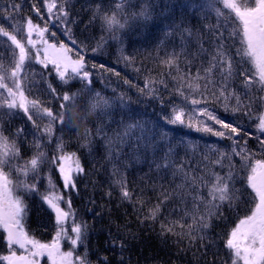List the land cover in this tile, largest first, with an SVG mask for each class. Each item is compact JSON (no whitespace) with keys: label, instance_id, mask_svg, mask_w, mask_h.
I'll list each match as a JSON object with an SVG mask.
<instances>
[{"label":"trees","instance_id":"16d2710c","mask_svg":"<svg viewBox=\"0 0 264 264\" xmlns=\"http://www.w3.org/2000/svg\"><path fill=\"white\" fill-rule=\"evenodd\" d=\"M55 2L59 4L61 0ZM211 2L70 0L68 20L62 27L51 28L56 32L54 42L57 45L63 42L72 49L69 55L73 59L78 58L77 53L83 56L86 70L92 74L88 87L93 93H100L101 104L94 115L71 128L57 123L52 137L40 140L43 145L40 151L47 152L49 157L57 153V144L62 141L64 151L75 152L85 169L77 177L76 190L63 189L55 168L51 169V175L57 190L66 199L71 198L77 222L84 221L88 225L87 239L77 246L75 254H86L90 264H231L232 254L226 247L227 234L251 207L247 203L251 189L246 187V182H240V177L245 174H238L235 191L229 192L235 210H230L228 201H225L221 212L226 219L208 216L209 212L216 211L208 203L211 200L208 190L214 183L213 173L225 175L229 163L228 158L222 160L224 167L215 163L219 153L213 149L230 153L229 142L184 125L165 123L160 114H167L168 108L151 94V89H156L158 96L177 105L182 104L181 98L175 95L180 84H183L185 94L192 98L200 99L201 93L209 98L213 92L218 95L223 81L221 72L212 61L219 53L226 52V56L219 58L225 61L231 58L228 92L240 95L245 104L251 99L254 112L264 110L260 103L264 91L256 84L245 88L242 83L247 78L245 73H252L254 69L243 54L240 36L231 35L239 31L238 24L217 17L209 6ZM14 4L19 7L13 8ZM34 9L39 12L36 14ZM106 16H115L123 27L109 26ZM28 18L44 26L49 19L45 0H0V27L14 33L12 25L23 28ZM64 28L71 29L70 38ZM221 33L223 39H218ZM7 43V38L0 36V53L5 56L3 62L6 66ZM169 59L175 63L164 62ZM228 67V63H224L225 71ZM209 68L211 72L207 71ZM27 74L29 99L40 101L54 114L60 111L59 97L85 87L84 82L75 78L65 84L51 65L44 69L32 63ZM180 77L185 79L181 81ZM161 80L165 83L161 84ZM148 81L151 83H146ZM140 89L146 91L142 93ZM103 100L108 101L107 106ZM225 103L231 110L236 106V100L221 101L215 107L217 115L230 123L240 114L226 113L223 110ZM34 119L40 132L49 123L47 118ZM187 119L186 116V122ZM203 119L194 117L192 123L198 125ZM4 121L5 135L18 127L27 133V142H20L23 159L18 163L22 165L34 154L29 144L39 137L40 132L35 137L32 135L33 126L23 114L11 117L10 122L5 116ZM252 123L247 121L245 127L247 131L255 132L253 127H248ZM137 124L139 127H132ZM213 127L220 129L219 125L213 124ZM161 133H166L163 139ZM169 148L171 152L165 160L163 157ZM248 148L256 153V158H262L260 145L255 139L248 140ZM231 159L238 168L240 157ZM158 164H167L168 167L157 168ZM48 175L49 167L42 166L41 192L47 188ZM12 178L15 181V176ZM121 181L132 194L130 200L121 195ZM165 192L170 199L164 200ZM196 196L203 199L194 200ZM25 199L29 205L26 226L30 234L42 241H50L55 234L54 214L42 204L39 196L28 194ZM158 203L161 208L157 218L148 219ZM201 217L209 220L211 226L202 230ZM162 224L165 228L172 227L173 232L162 231ZM68 226L70 228L71 221ZM4 235L0 229V254H7ZM62 248L70 250L71 246L68 241H63Z\"/></svg>","mask_w":264,"mask_h":264},{"label":"snow or ice","instance_id":"6c2138e0","mask_svg":"<svg viewBox=\"0 0 264 264\" xmlns=\"http://www.w3.org/2000/svg\"><path fill=\"white\" fill-rule=\"evenodd\" d=\"M69 3L70 0H61L59 4L55 0H51V2L45 0L49 19L44 22L43 27L34 23L31 18L26 19L23 28H16L15 25H12L14 33L0 27V36L7 38L9 42L5 45L8 52L7 66L3 62L5 56L0 53V229L5 234L3 239L7 245V254H0V264H42V261L44 264H90L86 254H75L77 246L83 244L87 239L88 225L84 221L77 222L71 198L66 199L65 195L57 190V185L53 182L51 175V169L55 168L62 180L63 189L76 190L77 177L84 173L85 169L75 152L64 151L65 145L62 141L57 144V153L51 157L47 152L40 151L43 146L40 140L44 137L49 139L52 137L55 124L70 128L76 126L65 115L70 106H79L80 108L82 106L81 109L85 113L84 118L87 119L86 113L89 110L95 111L101 104L100 93H93V90L88 87L91 84L92 74L86 70L83 56L77 53L78 58L73 59L69 55L72 49L63 42H59V45L54 42L56 32L51 31V28L53 26L62 27L68 20L67 5ZM209 6L215 11L217 17H224L226 21L231 20L238 24L239 31L231 35L240 36L239 42L243 45V54L251 61L254 69L252 73H245L247 78L242 83L245 88H251L253 84H256L261 91H264V0H212ZM18 7L13 5V8ZM54 9H56L55 12ZM36 11L39 12V9ZM105 20L109 26L123 27L115 16H106ZM63 30L69 34L70 38L71 29L64 28ZM218 39H223L222 33L219 34ZM73 43L75 42L73 41ZM93 51L95 52L96 49ZM226 55V52L219 53L218 57L212 61L217 71L221 72L223 81L218 95L213 92L209 98L201 93L200 99L192 98L185 94L183 84H180L175 89V95L181 98L182 104L177 105L168 103L162 96H158L156 89H151V94L161 105L168 108L167 114L163 112L160 114V119L165 123L173 126L184 125L196 132L206 133L229 142L230 153L219 148L213 149L219 153V158L215 163L224 167L222 163L224 158H228L229 163L227 165L228 172L225 175L213 173L214 183L208 190V195L211 197L208 203L216 211L215 213L209 212L208 216L226 219L221 212L225 201H228L230 210H235L229 192L235 191L238 174L243 172L245 175L240 177V182H246V187L251 189V198L247 201L251 207L247 209L245 215L238 219L235 227L227 234L226 247L232 254L231 264H264V110L254 112L251 99L245 104L240 95L234 91L228 92L227 78L231 75V58L227 61L219 58ZM125 59L129 60L130 58L125 57ZM164 62L169 65L175 63L172 59ZM32 63L41 65L44 69L51 65L59 79L65 84L75 78L84 82L85 87L71 94L65 92L62 97H59L61 100L60 111L54 114L51 108L43 107L40 101L29 99L30 90L26 86L27 68ZM224 63L229 65L226 71L223 68ZM211 70L209 68L207 71L211 72ZM107 71L119 75L113 69ZM184 79V77H180L181 81ZM125 82L128 83V81ZM146 83H151V81ZM160 83L164 84L165 82L161 80ZM51 90L55 91V89ZM140 91L144 93L146 89H140ZM232 98L236 100V106L229 110L225 103L223 110L226 113L230 111L234 116L237 113L240 115L233 122L226 123L217 115L215 107L221 101ZM102 103L107 106L108 101L103 100ZM260 103L264 105V97L260 98ZM20 114H23L27 121L31 122L34 137L37 132H40L34 117L47 118L49 121L40 132L39 137L30 142L29 146L34 150V154L22 165L18 163L23 159L20 142L21 140L27 142V133L24 128L18 127L14 132L9 131V134L5 135L7 129L4 127L5 116L9 118L8 122H10L11 117ZM194 117L197 120L199 117L204 119L196 125L192 123ZM247 121L253 122L248 127H253L255 132L246 130ZM213 124L219 125L220 129H215ZM132 127H139V125H132ZM256 133H260V135ZM164 135L166 133L160 134L161 139ZM249 139H255L259 143L262 158H256V153L251 152L248 148ZM170 152L171 148L168 153H165L163 159L166 160ZM233 156L240 157L238 168L232 162L231 157ZM42 166L49 167L48 185L43 192L40 191L41 185L39 184ZM167 167V164L157 165V168ZM13 176H15V181ZM120 188L122 197L130 200L132 194L123 181L120 182ZM28 194L39 196L42 204H45L54 214L55 234L48 242L30 234L26 226L29 205L26 203L25 197ZM168 199L170 197L165 192L164 200ZM193 199L202 200L203 198L196 196ZM161 203L154 206L148 219L155 220L157 218ZM69 221H71L70 228ZM210 226V221L201 217L202 230ZM161 229L173 232L172 227L165 228L163 224ZM63 241L69 242L70 250H62ZM112 243L115 245L116 241L113 240ZM120 247H124L123 243L120 244Z\"/></svg>","mask_w":264,"mask_h":264},{"label":"clouds","instance_id":"9594fccd","mask_svg":"<svg viewBox=\"0 0 264 264\" xmlns=\"http://www.w3.org/2000/svg\"><path fill=\"white\" fill-rule=\"evenodd\" d=\"M94 110H89L86 115L87 117L94 115ZM66 117L71 119L74 124L83 122L85 119V113L79 106H70L65 113Z\"/></svg>","mask_w":264,"mask_h":264},{"label":"rangeland","instance_id":"374dc122","mask_svg":"<svg viewBox=\"0 0 264 264\" xmlns=\"http://www.w3.org/2000/svg\"><path fill=\"white\" fill-rule=\"evenodd\" d=\"M62 250H64L63 248H62ZM64 251H68V250H64ZM42 264H44V262L42 261Z\"/></svg>","mask_w":264,"mask_h":264},{"label":"water","instance_id":"95a60500","mask_svg":"<svg viewBox=\"0 0 264 264\" xmlns=\"http://www.w3.org/2000/svg\"><path fill=\"white\" fill-rule=\"evenodd\" d=\"M34 12L37 14L38 12L36 11V9H34Z\"/></svg>","mask_w":264,"mask_h":264}]
</instances>
